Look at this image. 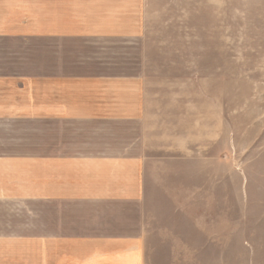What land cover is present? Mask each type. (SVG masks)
<instances>
[{"label":"crops","instance_id":"crops-1","mask_svg":"<svg viewBox=\"0 0 264 264\" xmlns=\"http://www.w3.org/2000/svg\"><path fill=\"white\" fill-rule=\"evenodd\" d=\"M134 2L0 0V264H145L133 142L93 141L134 122L119 98L148 58Z\"/></svg>","mask_w":264,"mask_h":264},{"label":"rangeland","instance_id":"rangeland-1","mask_svg":"<svg viewBox=\"0 0 264 264\" xmlns=\"http://www.w3.org/2000/svg\"><path fill=\"white\" fill-rule=\"evenodd\" d=\"M138 1L148 58L119 91L134 122L93 141L133 142L145 264H264V0Z\"/></svg>","mask_w":264,"mask_h":264}]
</instances>
